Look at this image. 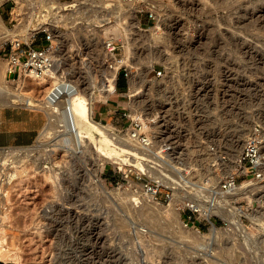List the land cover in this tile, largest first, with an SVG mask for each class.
<instances>
[{
	"label": "rangeland",
	"instance_id": "374dc122",
	"mask_svg": "<svg viewBox=\"0 0 264 264\" xmlns=\"http://www.w3.org/2000/svg\"><path fill=\"white\" fill-rule=\"evenodd\" d=\"M81 1L80 12L84 13L79 12L78 21L67 18L64 23L55 22L51 14L50 19L59 30L53 32L54 39L57 38L53 54L57 62L55 70L72 80L79 79L76 84L86 93L90 87L95 89L92 110L96 109L92 118L101 120L106 127L109 125L110 130L125 134L132 115L138 118L146 113L149 117L144 118L156 119L153 128L160 136L156 151L164 155L168 164L167 171L163 170L162 160L156 157L161 165L153 173L165 183L184 174L197 178L196 185L205 177L211 178L218 187L222 179L220 169L207 156L221 147L230 149L229 138L238 137L245 130L249 136L252 129L259 130L264 163V0H133L132 6L124 0ZM3 2L0 20L8 29L15 30L8 19L12 2ZM108 40L117 46L113 60L106 56L103 41ZM6 41L0 42V66H9ZM105 56L111 59L108 63ZM115 61H119V72L117 75V69L113 88L107 90L109 77L112 78L108 71L111 67L107 65ZM158 70L161 75H157ZM7 78L14 92H28L35 98L44 94V86L31 76ZM131 82L137 83L139 89V97L135 99L144 100L136 112L131 111L129 101ZM103 83L104 96L97 88V85L102 88ZM115 91L126 92L123 106L108 99L115 97L116 94L111 96ZM13 108L21 114L37 113L45 119L41 110L22 103L0 105V112ZM38 136L39 144L48 139ZM237 147L232 149L239 153L241 148ZM60 154L63 201L69 204L66 207L63 202V215L68 221L57 225V235L53 233L54 225L52 235H31V238L29 235V239L14 235L19 239L12 241L13 246L8 249L21 254V264H264V164L262 170L258 169L261 173L258 177L244 174L243 169L236 172V185L248 183L252 190L230 202L224 199L228 192L223 193V198L221 192L216 202H208L209 195L200 193L197 186L191 194L176 189L174 199L169 201L161 188L157 198H153L158 203L156 207L173 200L177 222L170 211L160 210L161 215H153L143 203L151 198L140 184L128 183L121 172L113 170V164L120 166L119 163L111 159L103 164L93 163L88 151L79 158L72 150ZM127 155V162L132 158L138 162L136 158L141 154ZM206 163L210 170L205 168ZM117 190L137 192L141 201H132L124 194L120 197L115 193ZM186 196L210 207L222 204L228 216L221 211L208 217L200 207L199 211L180 208L189 202ZM12 226L14 234L28 228L22 224ZM211 227L216 230L213 241L202 235L208 234ZM0 263L18 264L11 260Z\"/></svg>",
	"mask_w": 264,
	"mask_h": 264
},
{
	"label": "built area",
	"instance_id": "2783aa9c",
	"mask_svg": "<svg viewBox=\"0 0 264 264\" xmlns=\"http://www.w3.org/2000/svg\"><path fill=\"white\" fill-rule=\"evenodd\" d=\"M8 0H5V2ZM50 0H11L12 6L9 10V23L11 27L19 26L17 35L8 39L5 44L8 49L7 77H40L54 67V51L57 46L53 41V30L51 24V13L48 9ZM3 2V3H5ZM2 3V4H3ZM1 4V5H2ZM41 35V36H39ZM108 38H104L106 40ZM105 43L106 51L115 53L116 44L112 40ZM108 63L111 59L105 57ZM119 69L117 71L118 75ZM161 75V70L157 71ZM116 78V87H118ZM155 118H149L145 124L139 120L130 119L128 136L136 139L149 148L153 141L160 140L158 133L151 128L156 124ZM258 129L246 140L241 153L240 162L244 167V174L260 176L261 138ZM156 133V134H155ZM38 140L25 145H0V227L4 238V245L13 246L14 235H52L51 225H54V235H57V225L65 222L63 215V168L61 152H57L54 159L48 157V152L38 146ZM149 159H143L150 169L160 166L156 162L155 154L150 151ZM130 158L129 155H127ZM123 168L114 166L113 170L121 172L122 177L129 183V180L143 184L146 190L157 198L161 188L166 191L169 198L174 189H182L190 192L197 186L193 177L177 176L176 180H169L164 185L159 178L154 177L151 172H144L131 163H123ZM235 174L229 176L227 181L221 183L224 190L236 185ZM205 179V180H204ZM206 178L200 181L198 189L206 194L215 190L213 184L206 183ZM194 209L192 206H186ZM199 211V210H196ZM68 221V220H67ZM28 225L19 234H14L12 225ZM59 232V231H58ZM28 235V236H25ZM21 239V237H20ZM7 242V243H6ZM5 262V261H3ZM6 264V263H3Z\"/></svg>",
	"mask_w": 264,
	"mask_h": 264
},
{
	"label": "bare ground",
	"instance_id": "6f19581e",
	"mask_svg": "<svg viewBox=\"0 0 264 264\" xmlns=\"http://www.w3.org/2000/svg\"><path fill=\"white\" fill-rule=\"evenodd\" d=\"M2 1L3 0H0V3ZM124 2H126V5H129V6L131 5L132 6V3L134 1L133 0H124ZM82 3L83 2L81 0H70V1L50 0L48 9H49L50 13L52 14L53 19L55 20V22L63 21V23H64V21L67 18L68 19L71 18L73 20L75 19L76 21H78L76 18H78L77 15L79 16L80 7H81ZM92 8H95V7L93 6ZM119 8L120 7H118V9ZM82 11H84V9ZM80 13L82 15V13H84V12H80ZM104 14H105V12H104ZM131 15H132V17H134V10H132ZM81 20H79V21H81ZM136 21H135V23H137ZM70 23H68V24H70ZM51 24H52L51 27H52L53 32H57L58 33L59 30H58L57 26L54 24L53 20H52ZM117 24H119V23H117ZM18 27L19 26H14L15 30H12L13 28L10 30L6 26H4L3 23L0 20V42H4V41H6L7 38L10 39V38L14 37L15 35H17L18 30H19ZM77 27H78V25H77ZM81 29L85 30L82 27H81ZM75 32H74L73 35L76 34ZM151 33H152V31H151ZM54 37H55V35L53 33V41L56 43L55 40L57 38L54 39ZM104 42H106V41H103V43ZM0 44H2V43H0ZM92 45L93 44H90V46H92ZM58 49H59V47H58ZM102 49H104V48H102ZM160 51H162V50H160ZM106 53H107L106 56L108 55L112 60L115 58L113 52L112 53L106 52ZM147 54H149V53H147ZM158 54H160V52ZM157 56H159V55H157ZM54 60H55V58H54ZM118 63H119V61H115L113 64L107 65L108 67H111V68H109L108 71L110 72V76H112V78L110 79V77H109V83H108V87L107 88H106V84H104V83H103L102 88H101L100 85H97L99 94L104 96L105 88L107 90H108V88L109 89L113 88L115 73H116L117 69H119L118 68L119 67ZM122 63H125V62L123 61ZM148 63H149V65L152 64V63L150 64V62H148ZM56 64H57V62L55 63L54 67H52L46 73V75H42L40 77H32L31 76L34 79V82H36L39 85H43L44 86V90H43L44 94H43V96L41 98H35L33 95L29 94L28 92H17L16 90H15V92L12 91L13 90L11 88L12 86L10 87L9 80H8V78L6 76L7 75L6 74V69L8 68V66L6 64L5 65H1L0 66V105L3 106L5 104L8 105V104H11V103H22V104H24L27 107H31V108H34V109H37V110H41L44 113L46 121H45V124L43 125L39 135L41 134L42 137L43 136L48 137V139L41 141L40 144L37 143V145L41 146L44 150H46V152H48L47 153L48 157L51 160H53L52 158L54 157V156L51 157V154L55 155L57 151L58 152L62 151V153L67 152L69 154L70 151L72 150L78 155V158H79L80 154H85L86 151H88V154L90 153L91 154V158H93L92 159L93 163L94 162L98 163L99 161H101V164H103L104 161L111 159L115 163L116 162L119 163L121 168H123L122 164L124 162L125 163H131V164L137 166L139 169L143 170L144 172H147V173L151 172V174L154 175V177L159 178V180L164 185H166V183L164 182V180H162L161 177H158L157 174L153 173V172L156 171V169H159L158 165L156 166L155 169H150L148 167V165L146 164V162L141 160V158L149 159V157H150L149 154H150V151H151V153L155 154V157H157V158L162 160V163L160 162L162 165L161 164L160 165H161V167H163V170L167 171L165 165L168 164V161H167V159L164 157V155L162 153H159L158 151H156V142L157 141L156 140L153 141V144L151 145V147L149 148V151L147 152L148 149L146 147H144L143 145H141V143H139V141H137L136 139H133L130 136H128V128L129 127L126 128L127 130L125 131V134H121V133H119L118 130H115V129L114 130L113 129L110 130L108 128L109 125H108V127H106V125L102 124L100 121L98 122V121L94 120L92 118V100L95 99V97H96V93L97 92L95 93V91H94L95 89L90 87L89 92L86 93L84 88H81L78 84H76L79 79L78 80H76V79L72 80L71 78H68L67 76H64V74L60 73L59 70L58 71L55 70ZM127 64H129V63H127ZM129 66H131V65H129ZM136 69H137V67H136ZM140 71H141V68H140ZM137 75H138V73H137ZM134 82H136V81H134ZM134 82H131L132 83V85H131L132 92L131 93L129 92L130 93V97H131V98H129L130 99L129 101L131 102L130 105H132V109H133L131 111H135L136 112V110L139 109L140 106H142V101H144V100L141 99V98L140 99L137 98L138 100L135 99V97H139V91H138L139 89L137 87V83L135 84ZM93 84L94 83H92L91 85H93ZM94 87H96V86H94ZM132 96L134 98H132ZM132 113H129V114H132ZM132 117L131 118L133 120H139L143 124H145V122L149 119V118H144V117H149L148 114H146V113L143 114L140 117L138 116V118H136L137 115L136 116L132 115ZM110 128H111V126H110ZM151 128L154 129L152 125H151ZM155 129H154V131H155ZM254 130L255 129H252V131L249 134V136L252 135V133H254ZM247 131L246 130L243 131V133L239 134L238 137L237 136H232L231 138L228 139V143L230 145V149L229 148L226 149V148H222L221 147V148H218V150L216 152H214V153L211 152L212 153L211 156H207L206 155L207 157H210V159L212 158V160L216 161V164H217L218 168L220 169V173L222 175V179L219 182L218 187L213 182V180H211V178H206L205 177L206 180H207L206 183L208 185H209L210 182H211L210 183L211 185L212 184H213V186L215 185L214 186L215 190H213V192H211L209 194V196H208L209 197V201L208 202H211V203L216 202L217 198L219 197V194H221V192H222V194L220 195L221 198L224 197L223 196L224 192H228L227 195L225 194L226 196H225L224 199L226 200V202H230L231 200L236 198L238 195L243 194V193H247L248 191L252 190V187L248 183H241L239 185H235L234 187H232V188H230L228 190H224L221 187V183L223 181L226 182L227 178L229 176H232V174L236 173L239 169H243V171L245 170L243 165L240 162V158H241V153H242V150H243V147H244V144H245V140L249 137L248 134H247ZM155 132H157V131H155ZM246 136H248V137H246ZM38 137H40V136H38ZM222 141L224 142V140H222ZM237 145H239V148L237 147L239 150L241 148L239 153L235 152L232 149V148L236 147ZM240 145L241 146L243 145V146L241 147ZM204 148H206V147H204ZM237 148H235L236 151H237ZM133 149L135 151H131ZM190 149H191V146H190ZM211 149L214 150V147H212ZM134 152L135 153H140L143 156L140 155L138 158H136L138 162H136V160H134V158L130 159L129 162H127L126 155L127 154H132ZM203 152L205 154L206 150L205 151L203 150ZM261 156H262V153H261ZM194 157H195V155H194ZM195 159H194V161H195ZM190 160H192V158ZM206 160L207 159L205 158V162H206ZM140 162L143 163V164L141 165ZM171 162L174 163L173 161H171ZM262 162L263 161H261V166H263V164H264V163L262 164ZM183 163H184V161H183ZM201 163H202V161H201ZM197 164H199V163H197ZM173 165H172V167H173ZM183 165L181 164V166H183ZM261 166H260V170H262ZM183 168H185V166ZM205 168L207 170L211 169V167L207 166V163L205 164ZM95 171L93 169V172H95ZM262 171H264V168H263ZM94 175H95V173H94ZM184 176H187V175L184 174ZM166 179H169V178L167 177ZM94 180L97 181L98 184L102 188H106L104 183L99 181L98 178H95ZM129 182L135 183V182H133L131 180H129ZM168 183H169V181H168ZM199 185H200V183L197 184V187H199ZM140 187H141V190L145 194L149 195V197L151 198V200L145 199L143 201V203L146 204L150 208V210L153 212V215H156L157 213H159L160 210H162L163 213H168L170 211V212H172L174 214L176 221L178 220V215H177L178 212L175 211V208L173 207L174 206L173 205L174 204L173 200H172L171 203H169L167 205H164L161 208L160 207H156V204H158V203L153 200L152 194L149 193L146 190V188L144 187L143 184H140ZM175 190L176 189H174L173 191H175ZM115 193L121 195L120 197H122L123 194H124L125 196H128L129 199H131L132 201H135V202L141 201V200H139V196L138 195L136 196V194H138L137 192H130L129 190L128 191L127 190H123L122 192H120L119 190H117ZM188 193H190V192H188ZM194 194H195V196L198 195V193L196 191H195ZM171 198H173V194L170 197V199ZM187 199L189 200V202H186V204L181 206L180 208H185L186 206H192L194 209L197 208L196 210H198V207H200V209L202 211L206 212L208 217H210L213 213H219L221 211H223V213H224V215L226 217L228 216L226 211H224V209L222 208V206H221L222 204L221 205L217 204L216 206H211L210 207V206H208V205H206L204 203H200L199 200L198 201L195 200V199L191 200V197L189 198V196L185 197L186 201H187ZM132 201H130V202H132ZM190 201H194L195 203L192 204ZM63 202H64L66 207H69V204L67 203V201L65 202V200H64ZM146 205H144V206H146ZM147 210H149V209H147ZM159 215H161V213H159ZM169 219H171V218H169ZM262 224H264V223H262ZM2 229H3V227L1 226L0 227V232L1 233H2ZM181 230H182V227H181ZM215 231H216L215 228L211 227L208 234L205 233V234H202V235L210 236L209 240L213 241L214 239L212 237L215 236V234H214ZM181 232H183V230ZM189 235H191V234H189ZM197 235H198V233H197ZM16 248H17V246H16ZM0 260H3V261H10L11 260V261H16L18 264H21V254L18 251H16V250H13V251L9 250L8 246L6 248V246L4 245L3 235H0Z\"/></svg>",
	"mask_w": 264,
	"mask_h": 264
},
{
	"label": "crops",
	"instance_id": "0c3cea01",
	"mask_svg": "<svg viewBox=\"0 0 264 264\" xmlns=\"http://www.w3.org/2000/svg\"><path fill=\"white\" fill-rule=\"evenodd\" d=\"M108 97L115 105H122L126 98V92L111 93ZM108 101H104L106 104ZM96 107L93 108L95 110ZM92 113L94 114V111ZM18 109H6L0 112V145H25L32 143L39 135L45 121L39 114L26 112L21 114ZM102 123L101 120H98Z\"/></svg>",
	"mask_w": 264,
	"mask_h": 264
},
{
	"label": "trees",
	"instance_id": "16d2710c",
	"mask_svg": "<svg viewBox=\"0 0 264 264\" xmlns=\"http://www.w3.org/2000/svg\"><path fill=\"white\" fill-rule=\"evenodd\" d=\"M1 264V263H0Z\"/></svg>",
	"mask_w": 264,
	"mask_h": 264
}]
</instances>
